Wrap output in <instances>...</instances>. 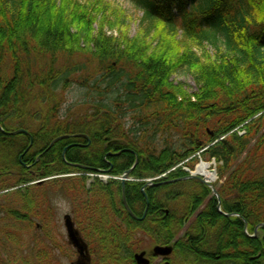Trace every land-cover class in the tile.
Segmentation results:
<instances>
[{"label":"trees","instance_id":"1","mask_svg":"<svg viewBox=\"0 0 264 264\" xmlns=\"http://www.w3.org/2000/svg\"><path fill=\"white\" fill-rule=\"evenodd\" d=\"M124 1L142 12L131 36L126 9L111 0H0V125L17 130L7 124L25 118L30 103L43 105L66 92L80 80L72 77L82 71L75 60L86 57L97 74L82 82L89 98L82 104L92 111L86 122L97 130L83 153L68 152L67 158L105 168V151L127 149L106 158L114 164L108 173L119 176L137 154L124 195L136 216L145 194L149 203L146 217L137 221L122 204L119 179L95 176L88 182L84 173L94 172L67 167L66 173L77 174L63 187L87 221L79 227L91 264H136L133 253L144 239L159 245L175 239L169 264H264V0ZM179 70L193 76L196 92L170 81ZM57 108L49 104L34 131V151L83 130L57 122L65 116ZM62 141L49 150L51 161L43 157L33 164L41 173L35 177L18 162L27 136L0 130V191H8L0 194V264H50L39 239L51 238L52 231L28 230L43 185H20L62 174ZM197 154L216 160L221 209L236 216L218 212L214 196L191 220L211 192L194 179L149 185L142 193L140 180L186 160L190 167ZM185 174L176 168L168 179ZM243 221L249 234L257 227L258 236L247 235Z\"/></svg>","mask_w":264,"mask_h":264},{"label":"rangeland","instance_id":"2","mask_svg":"<svg viewBox=\"0 0 264 264\" xmlns=\"http://www.w3.org/2000/svg\"><path fill=\"white\" fill-rule=\"evenodd\" d=\"M114 2V5H121L122 8L126 9L127 12V23L129 25L128 34L134 35L136 31L138 30V23L137 20L141 16L142 12L137 11L131 4L124 0H111ZM114 32L115 34H118L119 31L116 30H108V33ZM76 65H80L82 68V71L77 72L75 76L80 80H78L75 83L70 84L69 88L66 89V92H59L56 95V98L51 100L49 103L45 102L43 105L41 103L32 102L27 107L26 116L23 119H17L10 121L7 126L9 128L15 129L17 127H29L30 131H36L44 116L48 113V107L49 104H57L58 108L56 112H59L63 115H65L62 120H58L59 123L69 124L70 126L77 127L78 129H84L87 128L89 132H92L93 130H97L96 126L90 121L86 122L88 120V117L85 116V114H90L92 111L88 108V105L82 104L85 100H89L87 95L85 94L88 90L83 83L86 80H89V77H92L96 75V67L94 64L88 61V59L84 56H79L75 60ZM91 75V76H90ZM170 81H172L174 84L181 83L184 85V88L187 92L193 93L198 90L197 84H195V81L193 79V76L185 70H179L175 74H173L170 77ZM83 82V83H82ZM61 102V103H60ZM49 123V122H48ZM92 123V124H91ZM197 161L192 162V165L190 167H186L182 165V168H188L189 170H195L196 166L200 164L201 160L207 162L209 164V170L213 171L215 170L216 174L213 178L212 183H216L218 180L217 175V162L215 159L213 160H204L202 159L200 154H197ZM213 169V170H212ZM196 171V170H195ZM88 177V182H90L95 176L101 180L102 182L108 181V179H114L116 176H112V174H109L108 172H95L94 173H84ZM73 176H66L65 174H60L56 176H51L50 179L43 181L41 184H34L42 187H45L46 189L43 191L42 187L38 190V194L36 195L35 199H37V203L39 204V212H33L32 217V229H28L33 231L35 234H37V230L42 229L41 235L45 234V231H52L50 232L51 238H46L45 236L40 240V242H44L46 244L47 249L49 250L50 254L48 255V258L46 259L50 264H69L70 261H76L79 256L74 255V251H72L71 242L67 238L66 230L64 229L63 225V216L65 213H69L74 219L76 223L77 229L81 230L78 223L80 222L83 224L82 221H84V218H82V215L80 214L79 210L75 206L74 198L71 195L70 190L68 188L63 187L66 184V179H69ZM131 178V177H129ZM33 185V184H32ZM26 187V186H22ZM19 189V188H18ZM42 190V191H41ZM8 193L4 191H0V194ZM1 200V197H0ZM2 217V214L0 213V218ZM3 224V221H0V226ZM24 228H29L30 224L27 223L26 220L22 221V225ZM27 231V233L24 232L23 238L26 240L28 236H30L31 231ZM45 230V231H44ZM82 232V231H81ZM40 233V232H39ZM181 234V233H180ZM83 235V234H82ZM30 241V240H29ZM41 243V244H42ZM43 243V244H44ZM155 243L150 239H144L143 242L140 245V249L136 250L135 252L141 251L142 249L146 251V256H148L151 261L153 260V264L160 262V257H152L151 251L152 246ZM91 247H94V244L91 245ZM152 257V258H151ZM77 262V261H76ZM86 261L84 258L79 257L78 262L80 264H84ZM76 263V264H77Z\"/></svg>","mask_w":264,"mask_h":264},{"label":"flooded vegetation","instance_id":"3","mask_svg":"<svg viewBox=\"0 0 264 264\" xmlns=\"http://www.w3.org/2000/svg\"><path fill=\"white\" fill-rule=\"evenodd\" d=\"M92 124V123H91ZM92 133L89 132V130H87V128H84L82 131H77V132H71L69 134H61V136H56L55 138H52L50 140V142L45 145V143H40L39 146L37 147L36 151H34V149L32 148V144H33V141L35 139H37L36 137V134L33 132V131H28L26 134L24 133V135L27 136L28 138V144L26 145L27 147L24 148L18 155V162H20L21 166L24 167L26 169V172L31 174L32 176H37L39 174H41L39 171H35L34 170V167H33V164L34 163H37V162H40V160L43 158V157H48L50 152L49 150L51 149V147L54 145V143L60 141L63 139L62 143H61V151H60V159H61V162L63 161V163L66 165L65 167H63V172L62 173H66V170H67V167L69 168H77L76 166L74 165H70L68 163H75L74 161L71 162L69 161V159L67 158V154L69 152V154H74L77 156V154H81L83 153L86 148L91 144V141H92V136H91ZM58 138V139H57ZM115 138L114 139H110L108 141H105L106 143H111V142H115ZM51 142L52 145L50 144ZM123 150V149H122ZM121 151V150H120ZM119 152V150H116L115 152H111V151H105L102 158L104 161H107V163L109 164V167H105V168H99V167H96V168H99L102 170V172H110L112 170V168L114 167V164L110 161H108L106 158H113L115 159V157H117L118 155H120L122 153V151L119 153V154H116L115 156L112 155V154H115ZM74 155H72L74 157ZM135 158L137 157V154L134 155ZM27 158L28 161H30V159L32 158V162L28 163L27 162ZM50 159V161L52 160V157H48V160ZM135 160V159H134ZM47 161V160H46ZM134 162V161H133ZM88 168H94V167H90V166H87ZM88 168H84L85 170H90ZM83 169V170H84ZM131 174V173H130ZM185 176V175H183ZM167 179V178H166ZM127 180H133L132 178H129ZM196 180V179H194ZM140 181H143L140 180ZM197 181V180H196ZM199 183H201L200 181H198ZM201 184H204V183H201ZM205 185V184H204ZM153 186H156V185H153ZM206 187H208L207 185H205ZM148 187V186H147ZM209 188V187H208ZM209 190L211 191V189L209 188ZM215 196V193L213 191H211L204 199H203V203L200 205V207L197 209V211L194 212L193 216L191 217V220L193 219V217H195L198 212L200 210L203 209V207H205L206 204H208V201L210 199H212V197ZM216 198V196H215ZM216 202H217V198H216ZM221 202V201H220ZM148 205V206H147ZM146 205V199H145V207H144V210L142 211V213L146 210V213L148 211V208H149V203ZM217 206H218V202H217ZM217 206H216V210H217ZM221 209V208H220ZM218 211V210H217ZM222 211V209H221ZM219 212V211H218ZM223 213H231V212H227V211H222ZM145 213V215H146ZM165 213H167V210H165ZM221 213V212H220ZM222 213V214H223ZM69 214V213H68ZM232 214H235V213H232ZM70 215V214H69ZM142 215V214H141ZM138 216V217H141ZM224 215V214H223ZM236 215V214H235ZM225 216H227L225 214ZM233 216V215H232ZM232 216H227V217H232ZM146 217V216H145ZM144 217V218H145ZM143 218V219H144ZM70 219H72L71 215H70ZM142 220V219H140ZM140 220H137V221H140ZM189 220L188 222L186 221L185 222V228L188 227L190 221ZM72 222H73V225H74V228L77 229L78 227H76V223L74 221V219H72ZM83 223H86L87 221H82ZM244 222V232L248 234V232L246 231L247 229V222L243 221ZM79 225L81 224L80 222L78 223ZM63 225H64V222H63ZM0 229H2L0 227ZM78 231V236L82 242V245H83V250H84V254L81 255L79 253V251L76 250V248L71 244V247H72V251H74V255L77 257H81V258H84V260L86 261L84 264H91V250L89 248V245H88V242L85 240L84 236L82 235L83 233L81 232V230L77 229ZM254 232V231H253ZM183 232H181L180 235H182ZM254 234V233H253ZM253 234H250L251 237ZM258 236V235H257ZM175 241V239L173 240V242ZM173 242L170 243L172 246H173ZM78 257V258H79ZM147 258H149L148 256H146ZM152 257H157V256H152ZM151 257V258H152ZM160 257V256H159ZM78 258H77V262H78ZM216 258H219V256H217ZM150 259V258H149ZM76 261H70L69 264H76L77 262ZM169 258L168 257H160V262L159 263H156V264H169ZM54 264V262H53ZM77 264H80V263H77ZM149 264H153V260L151 261L150 259V262Z\"/></svg>","mask_w":264,"mask_h":264},{"label":"water","instance_id":"4","mask_svg":"<svg viewBox=\"0 0 264 264\" xmlns=\"http://www.w3.org/2000/svg\"><path fill=\"white\" fill-rule=\"evenodd\" d=\"M0 130L2 132H4L5 134L7 133H11V134H18V132H23V133H27L24 129L22 128H18L17 130L15 131H11V132H5L4 129L2 128V126L0 125ZM58 139V138H57ZM53 142H51L50 144L52 145ZM121 151H124V150H121ZM121 151L115 153V154H112V155H116V154H119ZM137 160L138 158L136 157L135 160H134V163L129 167L127 168V170L123 171L121 173V176L120 177H116L120 180V184H121V195H122V203H123V206L125 207L127 213L132 216L134 219L136 220H140V219H143L146 215V210L142 213L141 217H138L136 216L129 205H127L126 203V197L124 195V191H125V182L127 181L128 179V176L130 174V172L135 168V166L137 165ZM202 162V161H201ZM71 165H74V166H77L79 168H88L87 166L85 165H80V164H76V163H73ZM92 171H102L101 169L99 168H88ZM213 170V169H212ZM188 174L186 176H182L181 178H177V179H170L169 181H159V182H153V180H143L144 181V184L143 186L141 187V191L143 194L144 193V188L149 186L150 185H159V183H170V182H174V181H179L181 179H196L197 181H200L201 183H204L205 185L209 186V188L211 189V191H213L216 195V198H217V202H218V206H217V210L221 213H223L220 209V205H221V202H220V196L218 194V192L216 191L214 185L212 184V181L207 179L203 174H199V173H196L195 171H188ZM214 173L216 174L215 170H213ZM115 178V179H116ZM50 178H41V180H36L35 182H33L34 184H41L43 181L45 180H48ZM145 199H146V205L148 204V198L145 194ZM148 206V205H147ZM224 215L226 214L227 216H236L235 214H232V213H223ZM64 228L65 230L67 231V237H68V240H70L71 244L76 248L77 251H79V253L81 255L84 254V250H83V245H82V242L78 236V231L77 229L74 228V225H73V222H72V219H70V215L69 214H65L64 217ZM261 226L264 227V223L260 224ZM258 234L257 232V227L254 229V234L252 235V237H256V235ZM251 236V235H249ZM173 250V246L171 245H159V244H154L152 246V251H151V256H160V257H163V256H168ZM133 259L135 260L136 264H149L150 262V259L146 257V251L145 250H141V251H138V252H135L133 254Z\"/></svg>","mask_w":264,"mask_h":264},{"label":"bare ground","instance_id":"5","mask_svg":"<svg viewBox=\"0 0 264 264\" xmlns=\"http://www.w3.org/2000/svg\"><path fill=\"white\" fill-rule=\"evenodd\" d=\"M68 164L71 165L72 163H68ZM195 170L196 173H199L201 175L203 174L209 180H213V178L215 177L214 171L209 170V164L207 162H201L196 166Z\"/></svg>","mask_w":264,"mask_h":264}]
</instances>
